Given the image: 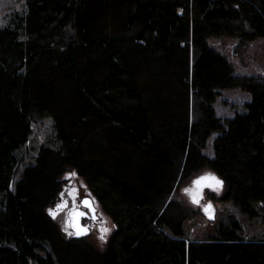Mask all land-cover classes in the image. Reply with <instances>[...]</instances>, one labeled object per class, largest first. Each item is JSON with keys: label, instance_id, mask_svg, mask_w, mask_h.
<instances>
[{"label": "trees", "instance_id": "16d2710c", "mask_svg": "<svg viewBox=\"0 0 264 264\" xmlns=\"http://www.w3.org/2000/svg\"><path fill=\"white\" fill-rule=\"evenodd\" d=\"M251 48L264 0H0V264H264ZM225 88L249 94L233 115ZM69 170L114 223L102 249L48 212ZM206 171L224 185L212 221L184 191Z\"/></svg>", "mask_w": 264, "mask_h": 264}, {"label": "rangeland", "instance_id": "374dc122", "mask_svg": "<svg viewBox=\"0 0 264 264\" xmlns=\"http://www.w3.org/2000/svg\"><path fill=\"white\" fill-rule=\"evenodd\" d=\"M227 46L229 48L232 47L230 41ZM242 56L246 57V61L248 65L244 64L243 66L246 68L247 71L250 72L259 71L261 67L264 65V57L262 55V52L255 50V48L249 49L247 53L244 55L242 54ZM241 58H243L242 62H244L245 58L244 57ZM248 99H249V94L245 91L240 90L239 88H225V89H221L220 94L218 95L215 103L217 105V110L220 114L233 115L235 111H240L242 109L243 104ZM48 127L49 126L47 122L43 125L40 131H35L37 132L36 133L37 136L30 138L31 141L29 142V146L31 147H33L34 145L38 146L40 142H48L50 139V136L48 135V131H49ZM205 152L210 156L213 155V151L210 146V143L207 144L205 148ZM207 174H211L217 177L214 173L210 171H206L193 178V181ZM218 179L222 181L220 178ZM63 180H64L63 188L59 193L58 199L52 206L48 208V212L50 213V215H51L50 210L57 212V215L55 217H53L52 215L51 216L58 223L62 232L65 235L69 236V235H73L76 232L72 223L73 222L72 216L74 211L77 209L86 210V208L81 204V199L84 196H90L92 199L93 197L91 196L82 177H80L74 171L72 170L66 171L63 174ZM193 181L185 188L186 189L195 188ZM223 186L224 185L222 183V186L219 187V189L210 188V187H204V189L214 190L217 191L218 194H220L223 189ZM187 196L192 201L191 195L189 193H187ZM204 197L200 200L199 203L203 211L205 209L204 207L206 206V204H211L212 209L215 213L216 210L218 211L222 209L223 203L218 202L215 205H213L212 202L209 201L206 196ZM94 204L96 206V211H95L96 217L91 219L83 216L82 223L89 227V232L85 234V236H87V239L91 243H93L96 247L102 249L106 246L108 237L115 226L113 221L110 219V217L107 214H105L103 210H101V208L98 206L95 200H94ZM58 205H66V206L63 207L62 209H58L57 208ZM205 214L207 216L208 212H205ZM197 218L200 219L201 224L200 225L197 224L198 221L195 222V225H197L196 231H198L199 228L206 223L205 220H203V218L199 216ZM186 226L191 228L192 223L190 222L188 225L186 224ZM104 229H107V231H104Z\"/></svg>", "mask_w": 264, "mask_h": 264}, {"label": "snow or ice", "instance_id": "6c2138e0", "mask_svg": "<svg viewBox=\"0 0 264 264\" xmlns=\"http://www.w3.org/2000/svg\"><path fill=\"white\" fill-rule=\"evenodd\" d=\"M195 188L192 189H185L184 191L189 193L192 198V202L199 204L200 200L202 199V191L204 187H210V188H216L219 189V187L222 186V181H220L217 177L211 174H207L204 176H201L200 178L193 181ZM84 204L90 207L89 201H84ZM66 205H58V209H62ZM211 209L212 205L208 204L207 207H205L204 211L208 212L211 215ZM51 215L55 217L57 215L56 211L50 210ZM75 215H83V213H76ZM104 231H107V229H104Z\"/></svg>", "mask_w": 264, "mask_h": 264}, {"label": "water", "instance_id": "95a60500", "mask_svg": "<svg viewBox=\"0 0 264 264\" xmlns=\"http://www.w3.org/2000/svg\"><path fill=\"white\" fill-rule=\"evenodd\" d=\"M85 201H89L90 202V207H88L89 211L94 214L95 211H96V206L94 204V200L90 197V196H85ZM208 204H206L205 207H207ZM204 207V208H205ZM76 213H83V215H75ZM86 215V212L85 210H81V209H77L74 211L73 213V226L75 228V235H85L89 232V227L87 225H84L82 222H81V218ZM207 218L212 221L215 219V212L213 211V209H211V215L208 213L207 215Z\"/></svg>", "mask_w": 264, "mask_h": 264}, {"label": "flooded vegetation", "instance_id": "af4514ba", "mask_svg": "<svg viewBox=\"0 0 264 264\" xmlns=\"http://www.w3.org/2000/svg\"><path fill=\"white\" fill-rule=\"evenodd\" d=\"M214 191V190H213ZM206 190L203 188V193H202V196L204 197V196H206ZM214 192H216V193H218L217 191H214ZM205 194V195H204ZM202 197V198H203ZM85 196L81 199V204L86 208V210H85V212H86V215H84V217H87V218H91V219H93V218H95L96 217V213H94V214H92L90 211H89V209H88V207H87V205H85L84 204V201H85ZM205 198V197H204ZM83 218V217H82ZM82 218H81V222H82ZM76 233V232H75ZM75 233L73 234V235H75ZM70 236V235H69Z\"/></svg>", "mask_w": 264, "mask_h": 264}]
</instances>
